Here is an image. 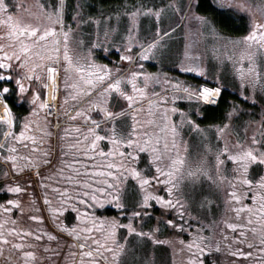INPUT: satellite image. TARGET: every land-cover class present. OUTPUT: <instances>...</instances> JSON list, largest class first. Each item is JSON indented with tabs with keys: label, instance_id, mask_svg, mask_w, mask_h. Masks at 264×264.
I'll return each mask as SVG.
<instances>
[{
	"label": "snow or ice",
	"instance_id": "1",
	"mask_svg": "<svg viewBox=\"0 0 264 264\" xmlns=\"http://www.w3.org/2000/svg\"><path fill=\"white\" fill-rule=\"evenodd\" d=\"M46 3L38 4L41 11L36 14L37 23L21 24L12 9H20L22 5L0 0V26H3L0 28V156L4 162H11L13 174L10 178L9 172L3 171L4 179L13 182L0 180V184H4L0 195L27 193L29 188L35 190L37 186L44 190L43 204L35 211L47 208L60 233L73 238L72 244L64 246L77 249L65 257V264H126V247L119 242L117 230L123 228L130 234L154 238L157 229L137 232L133 222L149 215L145 209L156 206L161 207L162 215L175 212L174 218L164 221L166 226L192 235L191 240L181 241L184 249L180 251L187 250V264H206V254L213 250L206 243L209 237L202 234L208 226L197 218L198 226L194 228L189 223L192 217L186 212L189 200L202 194L197 191V182L206 177L217 190L224 188L227 210L233 213L235 222L224 221L231 234L224 232L221 236L229 254L241 264H264V123L259 133L254 131L249 137L246 128L243 137L231 144L227 142L230 123L222 121L213 126L217 141L224 140V143L223 146L219 143L215 147L204 146L205 155L212 153L215 157L211 165L205 156L192 160L182 137L185 125L200 133L205 131L192 117L197 115L200 106L219 102L223 86L216 69L226 62L232 63L234 74L239 78L242 98L248 99L245 96L248 88L264 92V0L259 3L256 0H210L209 7L218 17L215 20L193 12V7H201L200 0L195 3L169 0L163 8L133 5L126 13V35L120 37L119 44L113 39L111 47L119 49L120 62H128L129 66L135 64L139 70H126L123 63L116 68L98 63L94 51H110L103 42L93 43L84 54L70 48L73 30L63 20L64 0L53 3L51 11L47 10ZM254 9L259 10V18ZM185 10L211 36L224 41L219 50L213 46L210 52L201 51L196 42L185 46L177 68L183 73L197 74L203 83L177 80L159 71L148 72L139 62L163 59L175 31L171 26L167 31L157 26L150 37L142 40L139 17L154 16L159 23L163 12ZM241 13L248 14L247 21ZM41 15L47 18V24L38 22ZM78 15V12L74 15L73 22ZM237 22L249 28L246 35L237 39L230 40L217 27L218 23L227 26ZM110 33L119 34L117 29L107 28L106 41ZM80 45L83 46V41ZM236 49H239L238 54ZM162 76L166 78L161 79ZM161 83L167 87L160 92L149 91L150 85L159 87ZM117 98H122L126 107L114 112L110 110L111 101ZM177 100L195 107L187 111L177 108ZM170 101L171 107L168 106ZM25 102L31 110L19 119L13 106H23ZM235 111L234 106L223 120L231 121ZM126 113L130 122H119L117 118ZM141 114L144 119H139ZM62 121L67 126L53 144L56 133L52 129H59ZM141 162L145 163L144 168L140 167ZM228 162L233 166L230 174H226ZM45 170H49L46 176L43 175ZM17 173L25 181L23 187L14 182ZM33 177L38 178V185ZM129 180L134 181L131 189ZM38 199L34 196L33 202ZM54 201L56 206H53ZM107 204H114L122 210V215L128 206L139 210L131 211L128 222L120 224L115 218L95 215ZM14 210L22 216L25 214L20 199L0 203L3 213L0 256L4 254L5 245H10L21 257L18 264H37L38 259L42 264L44 257L38 258L35 250H24L36 249L37 245L25 241L27 237L42 241L47 235L49 245L44 251L57 257L59 264L63 253L58 250L59 245L58 249L50 246L58 240V235L38 234L41 233L39 228H18L17 220L12 218ZM69 210L74 213L75 222L71 224L60 219V215ZM28 219L43 222L45 217L37 214ZM9 223L13 226L7 227ZM10 237L15 239L10 240ZM215 250L220 251L219 242ZM7 259L11 260V256Z\"/></svg>",
	"mask_w": 264,
	"mask_h": 264
},
{
	"label": "flooded vegetation",
	"instance_id": "2",
	"mask_svg": "<svg viewBox=\"0 0 264 264\" xmlns=\"http://www.w3.org/2000/svg\"><path fill=\"white\" fill-rule=\"evenodd\" d=\"M113 0H64V10H63V20L64 23L66 25H71V28L73 30V34L70 36V48L80 52L81 54H84L87 50V48H90L92 46L93 43H101L103 42L105 44V46L110 47V51L105 53L103 52L102 49H96L94 51V56L97 60L98 63H104V64H108L110 67L112 68H116L120 66V63H123L125 68L127 66H129L128 62H120L119 61V55L117 54V52L119 51V49L117 48H112L111 47V42L114 39L113 34L114 33H110L108 40H105V32L101 33L98 31V19H105L108 20L109 18L112 17V9H111V4H112ZM169 2V0H121V4H122V13L121 16L123 17V21H125V25H126V21H128V17L126 15L127 12L132 10V6L135 5L136 7H139L141 4H145L148 7H153V8H163L164 5H166ZM41 3H46V0H26L23 1V8L19 9L17 11L12 10V13L15 17H17L19 19V21L21 22V24H35L37 23V16L36 14L39 13L41 10L38 8V4ZM53 3L59 4V0H47L46 3V7L48 11L52 10V5ZM201 3V7L196 9V12H198L200 15H207L210 19H218V17L216 16V13L213 12L211 10V8L209 7V3L210 0H200ZM77 5H79L80 7L77 8ZM104 5V6H102ZM77 12L79 13L78 16H76V21L73 22V17L74 15L77 14ZM120 14V13H119ZM175 16L176 13H171L169 11H165L162 13L161 16V20L158 23L155 19L154 16H144L141 15L139 17V22H138V29H139V36L140 39L143 38L144 35H146L147 33L150 32H154L155 28L157 26L162 27V26H171L172 28L174 26H176L178 24L179 21L173 22L175 20ZM39 23L41 24H47V18L43 15H41L39 17ZM173 22V23H172ZM3 26H0V28H2ZM217 27L221 29L222 35L227 36L230 40L231 39H236V35L240 34L239 32V25L238 23L236 25H223V24H217ZM191 28L193 29V32L195 34L194 38H195V42L201 43V49L204 48V45L209 44L211 47L215 46L218 50L220 48V45L224 43V41L220 38H216L211 36L206 29L200 24L199 21L194 20L192 22ZM168 30V28L166 29ZM165 30V31H166ZM125 35V34H124ZM83 41V46L80 45V42ZM117 44H119V42H117ZM139 49L137 48L136 51H138ZM115 56V57H113ZM158 59H149L147 61H144V64L147 66H155L158 64ZM228 64H230V62H228ZM144 65V69L145 66ZM228 66V65H227ZM230 69L231 67L228 66ZM189 76V78H187V76ZM196 74L195 73H185V77L184 78H177V80H185L188 81L190 83L196 84V83H203L204 80L199 79L198 77L195 78ZM181 77H183V75H180ZM195 76V77H194ZM232 76L233 79H236V76L234 74V70L232 72ZM161 79H165L162 78ZM223 86V91H222V95L220 97V100L217 104L214 105H202L199 108L200 112L203 111H209L210 113H213V116H211L210 118L213 119L215 117L221 119V123L222 121L224 122L223 118L226 115V113L235 106L236 111L235 114L233 116L232 119V123H233V128L236 129V124L237 127L239 128L240 131H244V129L246 128L247 124L246 123H255V120L252 121V119L254 118V115H248V112L251 109V106L248 105L249 107L246 108V104L249 103L248 99H244L242 98L239 94L236 97V91L233 89L231 90L228 85H225L224 83H220ZM214 85V84H213ZM212 85V86H213ZM215 86V85H214ZM33 87H36V85L34 84ZM167 87V85H164L163 83L160 84L159 87L155 86V85H150L149 86V91H156V92H160L161 89ZM229 89L232 91H229ZM63 93H61L62 95ZM30 95V94H29ZM172 92L171 89L169 90V97H171ZM188 102H184V103H180L179 105H184ZM111 108L110 110L114 111V112H119L122 108H125V102L122 100V98H117V99H113L111 101ZM178 105V106H179ZM169 107L173 106L171 101L168 105ZM195 106V105H193ZM175 107H176V103H175ZM179 108H184L179 107ZM31 110V106L27 104V102H25L23 104V106L17 104L13 106V112L17 115V117L19 119H23L24 117H26L28 115V113ZM145 110H147V105H145ZM226 111V112H225ZM208 114V113H207ZM41 115H43V113H41ZM238 115V122L236 123V116ZM97 119L99 117H96ZM144 114H141L139 119H144ZM177 120L179 119L178 117H175ZM216 119L215 122H218L219 125L221 124L218 120ZM130 121V117L127 121V123ZM230 122V121H227ZM53 124H55V119H53ZM67 126V123L65 121H62L60 124V128H53V132L56 133V135L53 137V144L56 143V139L57 137L60 135L61 130ZM19 129L17 128V131ZM188 134H189V126L185 125L184 128L182 129V137L183 140L187 142L188 145ZM252 134L248 135L251 136ZM235 140L229 141L228 143H234ZM221 146H223L224 140H220ZM101 146H104L103 143ZM142 163V162H141ZM10 164L11 162H4L2 156H0V180H5L3 177V171L7 170L9 173L12 174V171L10 169ZM230 164V166H232V164L230 162L227 163V165ZM141 167V166H140ZM233 167V166H232ZM232 167H230V171L229 173H231V169ZM27 171V170H26ZM49 170H45L43 175H48ZM13 175V174H12ZM33 180L39 181L38 178L33 177ZM7 181V180H5ZM8 183H12L13 181H10L8 179ZM24 180L20 177V174L17 173L15 178H14V182L16 183H20V185L23 187L25 183H22ZM39 194L42 195L43 193V189H39ZM28 192H33V189L29 188ZM27 193H22L27 194ZM22 194H18V195H22ZM163 194V193H160ZM11 199H16L17 194H9ZM43 197V196H42ZM227 199V197H226ZM42 203H43V199H41ZM247 203H251L250 200L246 201ZM53 206H56L55 201ZM158 207V206H157ZM228 207V205H227ZM39 208V207H38ZM36 208V209H38ZM115 206H113V204H107L104 206L103 209H100L98 211L95 212V215L97 217H101V218H106L103 217L105 214H110L112 212H115L116 210L114 209ZM25 209V214L22 216L20 214V212L18 210H14L13 214H12V218L17 220V226L18 228L23 227V228H32V229H41V233L38 234H43L44 232H52L54 235H58V240L57 241H53L51 242L50 246L52 249H58V245H59V249L60 251H62L63 255H61L59 257V264H65V257L68 256L71 252H75L77 251V249L74 248H68L65 247L64 245L67 244H72L73 243V238L69 237L67 233H60V229L57 226L56 222L54 219L51 218L50 213L48 212L47 208L42 209V212H37L35 210H27ZM30 209V208H29ZM155 210L152 211V216L150 217V219L148 221H145V223L147 224V226H149L151 223H154V219H156L155 217ZM157 213V212H156ZM37 214H43L45 217V220L43 222H34L31 221L30 219H28V217L30 215H37ZM226 220H228L229 222H235L234 219H232L233 217V213L229 212L228 210L226 211ZM0 217H2V212H0ZM60 219L63 220L65 223H74V213L69 210L67 212H64L60 215ZM13 225L9 223V225H7V227H12ZM226 225L224 224V232H226ZM229 229H227V233L231 234V230L228 231ZM15 238L10 237V240H14ZM119 242L121 244H123L124 242L122 241V239H119ZM218 242L220 243H225L224 240L221 239V235L218 238ZM25 243H33L36 244L37 247L36 249H31V248H25V251H32L35 250L37 252V257H44V261L42 262V264H57V257L55 256H50L49 252L44 251V247L49 245V241H48V237L47 235H44V239L42 241H36L33 237H27ZM8 246L10 254H11V260H8L6 262H9V264H18V260L21 258L19 253L15 250H11L10 249V245H5V247ZM187 254L183 255V258H178L177 255H174V264H187ZM178 258V259H177ZM78 259V257H77ZM180 259V260H179ZM6 262L3 261L2 256H0V264H7ZM37 264H41V262L39 261V259L37 260ZM206 264H208L207 260H206Z\"/></svg>",
	"mask_w": 264,
	"mask_h": 264
},
{
	"label": "rangeland",
	"instance_id": "3",
	"mask_svg": "<svg viewBox=\"0 0 264 264\" xmlns=\"http://www.w3.org/2000/svg\"><path fill=\"white\" fill-rule=\"evenodd\" d=\"M23 1L26 0H9L10 3H20L23 8ZM60 2V0H59ZM195 3V0H193ZM256 3H259V0H256ZM122 4L114 5L113 8H115L116 11H113V17H116V14L119 15V13H122ZM195 7H193V12H196ZM12 10L17 11L19 9L13 8ZM255 15L259 18L260 12L259 10H255ZM241 15L245 16V20L247 21L248 14L247 13H241ZM122 20L113 19V24L117 25V31L119 34L114 33V41L115 43L120 42V37L124 34L126 35L125 29L128 26V21H123V17L121 16ZM195 19L192 17L191 14L185 10L181 13H176L175 20L173 22L179 21L176 26L173 27L175 30L174 33L171 35L170 40L168 41V51L164 54L163 59H158V64L153 66H147L144 64V61H139L140 63H143V65L147 66L144 70L148 72H161L166 73L168 77H176V78H184L185 73L178 70L177 65L179 64L183 50L187 44H191L195 42V34L193 32V29L191 28L192 22ZM172 22V23H173ZM21 23V22H20ZM239 25V33L236 35V39L246 35L249 28L246 26V24H240ZM169 26H162L161 28L165 31ZM167 31V30H166ZM154 32L147 33L143 36L142 40L145 38L150 37ZM198 46L201 51L207 50L208 52L211 51L212 47L209 44H205L204 48L201 49V43H198ZM232 45H228L229 54H231ZM237 54L239 53V49H236ZM115 57V56H113ZM231 67V69L228 66ZM188 66V65H185ZM131 68V70H139L136 68L135 64H132L128 67V69ZM127 69V70H128ZM217 73L220 75V83H224L225 85H228V87L231 90L236 91V97L237 95L242 91L240 88V81L239 78L236 77V79H233L232 72H233V66L232 63L228 64L226 62L223 66H219L216 69ZM183 75L181 77L180 75ZM188 74V73H187ZM197 75V74H196ZM195 75V76H196ZM211 76V72L209 73ZM187 78H189L188 75H186ZM194 76V77H195ZM199 78L203 80L198 75L195 78ZM214 86V85H213ZM229 89V91H231ZM232 92V91H231ZM245 96L248 97L249 103L246 104V108H248L250 105L251 109L248 112V115H254L255 119H252V121L255 120V123H246L247 126V134L250 135L254 131L259 133L261 131V124L264 123V92H261L259 89H257L255 92L251 88H248L247 91H245ZM254 97V100H253ZM187 101L183 100H177L176 107H184L186 111L190 107H195L193 105H189L188 103L184 105H179L180 103H184ZM179 105V106H178ZM226 112V111H225ZM208 113V114H207ZM213 116V113H210L209 111H203L198 112L197 115H194L192 118L193 120L198 123L202 129L205 131L203 133L197 132L194 128L189 127V134H188V150L190 153V157L192 160H197L200 156H205V158L210 162L211 164H214L215 157L212 153H207L205 155L204 152V146L211 145L215 147L218 143L221 146L220 141H217L216 139V132L213 126L219 125L218 122H215L216 119H219L217 117L211 119L210 117ZM130 116L126 115L124 117H118L117 120L119 122L127 123ZM140 118V117H139ZM233 119V118H232ZM238 115L236 116V123L238 120ZM221 123V119L218 120ZM232 121V120H231ZM227 122L224 120V122L230 123L231 127L228 130L227 135V142L236 140L237 138H242L244 131H240L236 124V129L233 128L232 122ZM130 122V121H129ZM251 137V136H249ZM259 138V137H258ZM141 168L145 167V163L142 162L140 164ZM230 164H226V174H230ZM9 177H12V174L9 173ZM10 181H13L12 179H9ZM4 183H8L9 181L3 180ZM134 181L129 180L128 186L129 189H131L132 184ZM4 184H0V188H2ZM39 187V186H38ZM40 189V187H39ZM38 191V190H37ZM40 191V190H39ZM197 191L201 192V195L194 196L192 199L189 200L188 206L186 208V212L190 214L192 217L191 220H189V223L193 225V227H197L196 219L198 218L203 225H207L208 229H206L202 234L209 237V239L206 241L208 245H210L213 250L206 254V260L208 264H221V260H219L218 256L216 255L217 251L215 250V246L218 242V238L220 235L222 236V233L224 230V221L226 220V211L228 209L226 204V195L225 190L223 187H221L219 190H217L215 184L212 180H208L206 177H202L197 182ZM39 195V192H38ZM25 198V197H21ZM40 200L43 199L42 195L40 194ZM7 199H11L10 195H0V203L5 202ZM210 202V203H208ZM127 203V201H126ZM113 206H115L113 204ZM29 210L28 208H26ZM116 211L112 213L105 214L103 217H106L108 219L115 218L119 220L120 224H126L128 222L127 216L128 214L133 210H139V209H133L130 206H128L125 210H123V215L121 214L120 209L114 208ZM155 212L154 223H151L149 226L145 223V221H148L150 217L152 216V211ZM144 211L148 212V216H142L140 218H137L134 220V226L137 227V232L140 231H150L153 229H157V231L154 232V238L153 237H140L138 234L135 233H128L126 229L119 228L117 230L118 232V239H122L124 242L123 244L126 247V256L124 257L126 264H174V255H177L178 258H183V255L187 254V250L185 249L183 252H181V249H184V245L181 244V241L187 242L192 239V235L189 233L181 232L178 229H173L171 226H166L164 224V221L167 219H172L175 217V212L173 211L171 215H162V210L160 206H156L155 209L149 208L145 209ZM167 212L168 210H164ZM157 217H160V220H157ZM186 220H188V216L185 217ZM11 256L8 246L5 247L4 254L2 255L3 261H7V257ZM12 257V256H11ZM177 258V259H178ZM222 258V257H221ZM180 260V259H179ZM7 264L10 263L6 262ZM224 264V261H222Z\"/></svg>",
	"mask_w": 264,
	"mask_h": 264
},
{
	"label": "trees",
	"instance_id": "4",
	"mask_svg": "<svg viewBox=\"0 0 264 264\" xmlns=\"http://www.w3.org/2000/svg\"><path fill=\"white\" fill-rule=\"evenodd\" d=\"M120 2H121V0H113L112 1V4H111L112 12L116 11L115 8H113L114 5L121 4ZM102 6H104V5H102ZM34 181H36V180H34ZM22 183H25V181H23ZM36 183L38 185L39 181H36ZM38 192H39V187L37 186V188L35 190H33V192H28L27 194H24V195L23 194L17 195L16 199L18 198L21 200V207L28 208V209L30 208L29 210L32 211L38 207L41 208V206L43 204L39 198L40 194L38 195ZM34 196L39 198L35 203L33 202ZM21 197H25V198L23 199ZM2 216H3V213H2ZM228 231H230V230H228ZM226 232H227V229H226ZM244 250H247L246 246L244 247ZM216 255L218 256L219 260H221V264H223L222 261H224V264H241V262L238 261L237 258H235L229 254V249H227L225 247V243H220V251L217 252Z\"/></svg>",
	"mask_w": 264,
	"mask_h": 264
},
{
	"label": "crops",
	"instance_id": "5",
	"mask_svg": "<svg viewBox=\"0 0 264 264\" xmlns=\"http://www.w3.org/2000/svg\"><path fill=\"white\" fill-rule=\"evenodd\" d=\"M113 19H117V20H122L121 18V14L117 15L116 14V17L114 18L113 17V14H112V17L108 20H105V19H98V31L101 32V33H104L105 30L109 27L111 28H117V25L116 24H113ZM139 51V50H138ZM129 66H127L125 69L127 70ZM132 67H130V70H131ZM162 78H166L164 76H162Z\"/></svg>",
	"mask_w": 264,
	"mask_h": 264
}]
</instances>
